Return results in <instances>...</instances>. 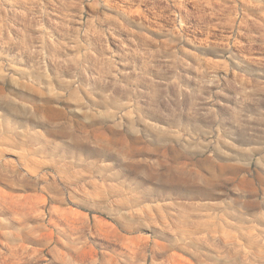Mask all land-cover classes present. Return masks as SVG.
Instances as JSON below:
<instances>
[{
  "label": "rangeland",
  "instance_id": "374dc122",
  "mask_svg": "<svg viewBox=\"0 0 264 264\" xmlns=\"http://www.w3.org/2000/svg\"><path fill=\"white\" fill-rule=\"evenodd\" d=\"M0 264H264V0H0Z\"/></svg>",
  "mask_w": 264,
  "mask_h": 264
}]
</instances>
